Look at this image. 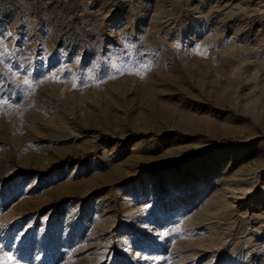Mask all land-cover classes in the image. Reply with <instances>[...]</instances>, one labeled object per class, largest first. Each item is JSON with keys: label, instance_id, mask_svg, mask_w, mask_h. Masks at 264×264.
Here are the masks:
<instances>
[{"label": "rangeland", "instance_id": "1", "mask_svg": "<svg viewBox=\"0 0 264 264\" xmlns=\"http://www.w3.org/2000/svg\"><path fill=\"white\" fill-rule=\"evenodd\" d=\"M18 169L0 264H264V0H0Z\"/></svg>", "mask_w": 264, "mask_h": 264}, {"label": "trees", "instance_id": "2", "mask_svg": "<svg viewBox=\"0 0 264 264\" xmlns=\"http://www.w3.org/2000/svg\"><path fill=\"white\" fill-rule=\"evenodd\" d=\"M227 141H226V139H224V140H222L220 143L221 144H225ZM26 171H24V170H22V169H18V170H16V171H14L11 175H9V176H7V177H5V178H0V182L1 181H5V180H10L11 178H13L15 175H17V174H23V173H25ZM28 172H30V171H28ZM37 174H39V175H43V174H46V172L45 171H35Z\"/></svg>", "mask_w": 264, "mask_h": 264}, {"label": "snow or ice", "instance_id": "3", "mask_svg": "<svg viewBox=\"0 0 264 264\" xmlns=\"http://www.w3.org/2000/svg\"><path fill=\"white\" fill-rule=\"evenodd\" d=\"M8 260H9V264H10V262H11V257H9Z\"/></svg>", "mask_w": 264, "mask_h": 264}]
</instances>
